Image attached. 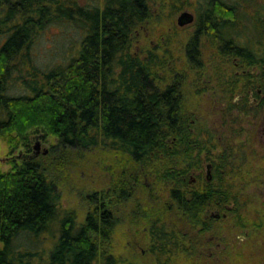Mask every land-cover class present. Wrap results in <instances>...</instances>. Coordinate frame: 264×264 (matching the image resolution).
<instances>
[{"label":"trees","instance_id":"obj_1","mask_svg":"<svg viewBox=\"0 0 264 264\" xmlns=\"http://www.w3.org/2000/svg\"><path fill=\"white\" fill-rule=\"evenodd\" d=\"M166 3L172 15L185 5L181 0H0V137L8 154L18 147L26 153L0 170V264H131L106 245L116 225L108 208L121 205V184L132 192L143 170L168 188L184 187L188 162L178 153L174 162L170 151L201 148L200 133H209L210 139V132L196 119L189 120L181 78L160 87L156 55L133 51L137 29L157 22ZM228 6L226 1L217 6L224 21L223 57L229 55L232 61L237 56L241 68L254 67L264 76V12L247 10L242 13L246 24L236 27V9ZM202 14L200 9L185 48L203 71L198 58L205 30ZM68 26L79 36L67 50ZM53 27L61 35L62 45H56L60 56L39 58L41 36ZM157 41L161 45V38ZM35 135L51 141L47 153L31 154ZM99 147L111 160L115 156L121 161L124 155L127 165L115 160L111 193L104 189L89 194L92 208L78 222L60 207L58 179L66 166L80 165L84 151ZM51 152H57L54 162ZM186 196L175 194L170 210L162 202L153 209L138 206L145 224L161 223L152 230L160 231V242L172 237L176 245L184 230L177 225H188L189 234L191 224H201L205 217L194 215L202 211V200L193 195L186 201ZM168 211L184 221L169 227L161 216ZM244 223L239 222L241 229L249 227ZM38 239L42 247H29ZM178 254L176 260L183 258Z\"/></svg>","mask_w":264,"mask_h":264},{"label":"rangeland","instance_id":"obj_2","mask_svg":"<svg viewBox=\"0 0 264 264\" xmlns=\"http://www.w3.org/2000/svg\"><path fill=\"white\" fill-rule=\"evenodd\" d=\"M181 1L185 5L181 6L175 14H170L172 7L169 3H166L159 13V20L157 22L152 26L146 25L143 27L141 25L140 29H137L133 51L145 53L151 50L154 56L156 55L155 66L161 70L158 74L160 79H158V84L160 87L163 88L168 83H175L178 78H181L179 84L186 114L191 116L189 120L196 119L201 127L203 126L205 130L210 132V139L207 137L209 133L207 134L204 131L202 132L203 134L200 133L203 136L202 141L204 142L202 148L212 149L216 153L220 149L219 145H216L218 144L215 138L216 134L234 132L235 130L239 131L241 127L246 128L247 124L234 121L224 125L217 120L219 108L214 106H218V103L212 101V97H214L213 92L205 93L206 87L204 88L203 83V76L209 74L210 69L214 67V61H212V58L207 57L209 50L207 51L206 47L202 45L199 48L198 58L204 63V68L203 71L201 68L198 69V66L186 56L185 48L196 29L195 23L181 27L176 24L178 14L184 10L193 13L196 19L198 11L204 8L203 3L205 0ZM224 1L231 2V0ZM244 2L248 6V11H256L255 13L257 14L264 12V0H244L241 4ZM177 4H179V1ZM55 30L56 28L54 27L46 30L41 36L37 46L39 58L40 56L44 58H52L53 56L57 58L60 56L59 51L61 49L57 48L56 45H62V41H58L61 35ZM248 31L245 32L246 36L250 32ZM65 36L66 49L68 50L69 46L75 42L79 35L72 27L68 26V32ZM160 38L161 45L157 43V40ZM200 72L204 75L202 76ZM209 90L212 91L211 88ZM13 91L17 92L18 90L14 89ZM241 132L242 130L239 133ZM231 140H227V142L233 147ZM240 140H236L240 144V149L244 151L250 150L256 152V154L240 157V160L244 161L240 174L229 172L228 175H230L233 182L238 185L241 184L243 192L246 193L247 201L243 204L242 208L247 212L244 217L246 221L244 224L249 227L245 228L247 230L245 234H242L243 231L236 228L233 221L220 222L222 224L221 231L224 235L221 240H226V243L228 240L230 245L226 248H219L218 253L221 254V257H218L217 261L220 262L218 264H238L242 261L243 263L248 262V264H264V188L259 178H256V174L259 171V173L264 174V143L258 145L245 141V145L243 146V141ZM31 141V154L35 151V144H38V152L46 151L45 153L49 151L51 146L50 140L44 141L38 135L33 136ZM56 153L51 152V155L49 154L51 162H54V155ZM25 154L24 150L20 147L16 148L12 154H8V146L0 137V170L9 169L12 159L19 162V158ZM82 156L83 158L80 160L79 166H66V168H63V172L58 179L60 207L63 211H69L72 216H76L78 222H82L88 210L92 208L93 201L89 200V194L108 188L112 174H115L113 165L116 159L119 160L115 156L111 160L108 154H103L100 147L84 151ZM119 162L120 165L126 168L127 164L124 155L121 156V161L119 160ZM233 173L236 174L234 177L236 179L233 178ZM215 178L214 174L213 181ZM142 180L147 183L153 181L150 177L148 179L142 177ZM158 193L161 196L160 191ZM115 206L114 204L110 206L112 218L114 220L116 218V225L112 229L110 240L106 244L107 247L109 246L110 251L114 255L131 264H157L155 256L147 252L146 248L149 244V238L145 232V227H148L149 224H145L144 221L139 220V217L132 218L133 216H128L125 204ZM29 247H42L41 240L38 239L33 244L31 242V246ZM142 248L144 249L143 252ZM178 255L182 257L183 254L180 253ZM169 256H172V254H169ZM174 256L170 260L171 264H189L183 258L174 259ZM214 260V258L205 259L206 264H214ZM203 263L205 262L203 261Z\"/></svg>","mask_w":264,"mask_h":264},{"label":"flooded vegetation","instance_id":"obj_3","mask_svg":"<svg viewBox=\"0 0 264 264\" xmlns=\"http://www.w3.org/2000/svg\"><path fill=\"white\" fill-rule=\"evenodd\" d=\"M223 1L205 0L203 5L202 24L200 23V25L201 28L204 26L205 30L201 38L200 47L204 45L207 51L209 50L207 57L212 58V61H214V67L210 69L209 74L203 76V83L204 88L206 87L205 93L213 92L212 101L218 103V106H214L219 108L217 120L224 125L234 121L243 122L247 124V127H241L239 131L216 134L215 138L218 143L216 145L220 147L216 153L212 149H203V145L201 148L196 149L171 150L170 153L174 156V162L178 160L175 158L177 153L183 157L186 163L188 162L184 168L185 173L182 175L184 180L182 183L184 185L183 188L169 185L168 188L167 183L159 181L147 183L142 180V177L138 180L132 192L128 191L126 183L120 186L121 206L125 204L127 215L133 216L132 218L139 217V220H142L141 216H144L141 208L138 207L142 204H146L148 208L153 209L156 203L162 202L170 210V207L176 201L175 194H180L181 192L187 194L185 197L186 201H190L193 195L202 200V211L194 214L195 216H205L201 224H191L193 229L189 234H186L188 225H177L178 228H183L184 230L182 232L183 238L178 239L176 245L172 237H167V243L160 242V231H152L155 228H161L160 222L156 225L144 226L149 238V244L146 246L147 252L155 256L157 264H171L172 256L181 253L177 252L179 250L177 248H180V250L184 248L183 250L185 251L182 253V257L189 264H206L205 259L212 258L215 259L214 264H218L220 263L217 261L218 257H221V254L218 253L219 248H226L230 245L228 240L227 243L226 240H221L224 235L221 231L222 224L220 222L233 221L234 226L243 231L242 234H245L247 230L241 229L239 226V222H246L244 217L247 212L242 207L247 201V196L243 192L241 184L238 185L233 182L228 173L235 172L240 174L241 166L244 164L240 157L256 154V152L250 150L244 151L240 149V144L236 140L242 139L240 141H243V146L245 141L258 145L264 143V76L260 75V71L255 70L254 67L241 68L238 65L239 57L237 56L232 57V61H230L229 55L223 57L222 25L224 21L217 12L218 4H223ZM242 1L244 0H231L234 4L228 3V7L236 9L233 14L237 20L236 24H234L236 27L246 24L243 22L242 13L248 12V6L245 2L241 4ZM207 2L211 4H207ZM240 20L241 22H239ZM192 23H195L194 20ZM224 58L226 61H224ZM231 62L234 65H231ZM210 88L212 91L209 90ZM241 130L242 132L239 133ZM200 137L203 138L202 135ZM230 139H232L231 144L233 147L227 142ZM192 144L194 145V143ZM185 155L187 157L184 158ZM259 172L256 174V178H259L264 188V174ZM214 174L216 178L213 181ZM152 175L144 173L142 170L144 179L149 177L152 179ZM235 176L236 174L233 173V178ZM107 189L111 193L110 182ZM159 191L163 193L161 196L158 193ZM192 214L190 211L186 215L191 216ZM108 215L112 216L110 207L108 208ZM150 216L158 215L151 214ZM161 216H165V223L169 227H174L173 223L175 221L181 223L184 221L182 217L180 219L172 211L165 212ZM167 234L170 235V232L167 231ZM143 251L144 249L142 248ZM161 254L163 257L159 256ZM169 254H172V256H169ZM202 258L204 259L201 260ZM238 264H248V262L243 263L242 261Z\"/></svg>","mask_w":264,"mask_h":264},{"label":"water","instance_id":"obj_4","mask_svg":"<svg viewBox=\"0 0 264 264\" xmlns=\"http://www.w3.org/2000/svg\"><path fill=\"white\" fill-rule=\"evenodd\" d=\"M193 20H194L193 13H191L187 10H184L178 14V16L176 18V24L181 27V26H185V25L192 23ZM34 149L36 151L35 154H37L38 149H39L38 144H35Z\"/></svg>","mask_w":264,"mask_h":264}]
</instances>
